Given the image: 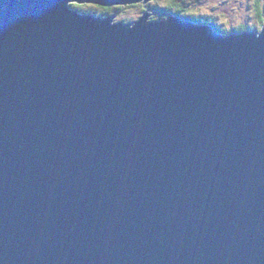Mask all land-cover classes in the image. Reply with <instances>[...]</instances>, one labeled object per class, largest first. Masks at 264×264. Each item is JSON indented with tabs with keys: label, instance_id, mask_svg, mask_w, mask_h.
Segmentation results:
<instances>
[{
	"label": "water",
	"instance_id": "obj_1",
	"mask_svg": "<svg viewBox=\"0 0 264 264\" xmlns=\"http://www.w3.org/2000/svg\"><path fill=\"white\" fill-rule=\"evenodd\" d=\"M72 1L152 0H0V264H264V20Z\"/></svg>",
	"mask_w": 264,
	"mask_h": 264
},
{
	"label": "rangeland",
	"instance_id": "obj_2",
	"mask_svg": "<svg viewBox=\"0 0 264 264\" xmlns=\"http://www.w3.org/2000/svg\"><path fill=\"white\" fill-rule=\"evenodd\" d=\"M257 6L263 7L264 0H152L146 4L139 2L133 5L113 6L108 12L104 7L91 3L72 1L70 7L80 13H92L101 17L113 16L114 22H129L139 18L145 10H150V19H162V10L172 7V11L182 14H192L204 22L213 23L217 27L231 30L241 24L256 26L259 29ZM90 9H93L91 12ZM211 26L215 29V26Z\"/></svg>",
	"mask_w": 264,
	"mask_h": 264
},
{
	"label": "trees",
	"instance_id": "obj_3",
	"mask_svg": "<svg viewBox=\"0 0 264 264\" xmlns=\"http://www.w3.org/2000/svg\"><path fill=\"white\" fill-rule=\"evenodd\" d=\"M258 8L256 9L257 10V13H256V15H257V17H258V20H259V23L261 22V23H263V20H264V17H263V14H264V11H263V7H260V6H257ZM111 8H113V7H104V12H108L109 10H111ZM171 8L172 7H168V8H164L163 10H162V13H161V15H162V17H164V15H166V14H168V13H172V14H174V15H178V16H181V17H183V18H188V19H191L192 17L193 18H195V19H197L195 16H193L192 14H182V13H179L178 11H172L171 10ZM93 9H90V11L91 12H93L92 11ZM191 20H193V19H191ZM193 21H196V22H200V23H207V24H209V25H211V24H213V23H208V22H204V20H202V19H197V20H193ZM241 25H246V24H241ZM240 25V26H241ZM213 26H215V29L217 30V31H219V32H221V33H224V34H227V33H230V32H233V31H244V30H248V29H253V28H257L256 26H246L245 28L243 27H241L240 28V26H238V27H236V28H232L231 30H225V29H223V28H220V27H217L216 25H214L213 24Z\"/></svg>",
	"mask_w": 264,
	"mask_h": 264
},
{
	"label": "flooded vegetation",
	"instance_id": "obj_4",
	"mask_svg": "<svg viewBox=\"0 0 264 264\" xmlns=\"http://www.w3.org/2000/svg\"><path fill=\"white\" fill-rule=\"evenodd\" d=\"M96 6H98V5H96ZM99 7H100V6H99ZM191 19H193V20H197V19H195V18H193V17H192ZM198 20H199V19H198ZM260 23H261V22H260ZM246 26H247V25H241L240 28H241V27H242V28H243V27L245 28ZM248 27H249V26H248Z\"/></svg>",
	"mask_w": 264,
	"mask_h": 264
},
{
	"label": "clouds",
	"instance_id": "obj_5",
	"mask_svg": "<svg viewBox=\"0 0 264 264\" xmlns=\"http://www.w3.org/2000/svg\"><path fill=\"white\" fill-rule=\"evenodd\" d=\"M133 5V4H132ZM117 6H121V5H117ZM111 7H113V6H111ZM181 17V16H180ZM261 25H262V23H261Z\"/></svg>",
	"mask_w": 264,
	"mask_h": 264
},
{
	"label": "bare ground",
	"instance_id": "obj_6",
	"mask_svg": "<svg viewBox=\"0 0 264 264\" xmlns=\"http://www.w3.org/2000/svg\"><path fill=\"white\" fill-rule=\"evenodd\" d=\"M69 7H70V4H69ZM71 8V7H70ZM98 16V15H97ZM101 17V16H100ZM106 17V16H105ZM114 22V21H113Z\"/></svg>",
	"mask_w": 264,
	"mask_h": 264
}]
</instances>
